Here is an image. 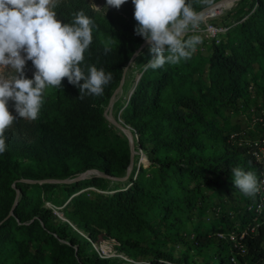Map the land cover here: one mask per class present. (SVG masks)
<instances>
[{
	"label": "rangeland",
	"instance_id": "374dc122",
	"mask_svg": "<svg viewBox=\"0 0 264 264\" xmlns=\"http://www.w3.org/2000/svg\"><path fill=\"white\" fill-rule=\"evenodd\" d=\"M216 1L188 0L198 12ZM67 2L59 0L57 7ZM83 2L91 10L96 44L120 68L115 71L119 80L115 86L110 81L101 96L85 94L83 99L70 82L45 89L39 117L32 122L65 142L61 159L39 164L20 158L16 169L0 156V226L6 227L0 234V264H53V256L59 264H95V254L107 264H206L218 252L230 256L231 250L219 247L221 240L238 244L245 232L264 222V0H238L203 19L197 33L187 34L203 40L191 59L147 70L152 54L150 44L136 34L133 0L120 8L108 6L107 0ZM57 7V19L72 23ZM248 28L256 34L246 35ZM109 38L113 43L106 52ZM216 50L235 64L233 73L218 61ZM80 66L85 75L91 66L108 72L90 50ZM35 72L27 60L24 75L33 79ZM0 74L15 73L0 68ZM142 79L147 95L185 115L184 129L194 120L203 143L191 147L202 158L192 169L162 167L165 158H178L180 152L167 146L153 152L155 127L148 125L152 133L142 143L127 120L136 113L132 98ZM186 101L190 109L182 106ZM151 117L147 113L143 119ZM172 128L164 121L158 130L172 138ZM105 156L114 173L106 170ZM227 162L233 166L221 174L215 166ZM237 167L256 175L260 190L254 197L235 187L232 169ZM206 175H219V185H208ZM127 192L136 202L134 222L118 212V194Z\"/></svg>",
	"mask_w": 264,
	"mask_h": 264
},
{
	"label": "clouds",
	"instance_id": "9594fccd",
	"mask_svg": "<svg viewBox=\"0 0 264 264\" xmlns=\"http://www.w3.org/2000/svg\"><path fill=\"white\" fill-rule=\"evenodd\" d=\"M58 2L0 0V68L15 73L0 74V154L7 149L5 132L17 119L9 111L10 100L15 101L20 118L35 121L44 102L45 89L59 88L65 77L79 88L81 99L85 94L101 96L112 80L111 72L96 66H91L85 75L80 65L93 40V21L81 10L72 23L62 22L54 10ZM125 3L126 0H107V5L115 8ZM133 3L138 22L136 34L149 42L152 54L145 64L146 70L191 59L203 40L199 34H187L198 32L203 23L201 12L188 0H133ZM201 3L208 4L210 0ZM112 43L110 38L106 41V52L111 50ZM27 60L36 69L33 79L24 75ZM232 176L235 187L246 196L254 197L259 192L253 172L237 167L232 169Z\"/></svg>",
	"mask_w": 264,
	"mask_h": 264
},
{
	"label": "trees",
	"instance_id": "16d2710c",
	"mask_svg": "<svg viewBox=\"0 0 264 264\" xmlns=\"http://www.w3.org/2000/svg\"><path fill=\"white\" fill-rule=\"evenodd\" d=\"M130 6L135 5L132 2L130 3ZM57 9L58 11L67 14L73 21L75 14L81 10L88 17L91 15L90 8L83 2V0H69V2L66 4L64 3V5L61 4L59 7H57ZM123 9L124 11H128L126 7H123ZM95 30L96 29L93 27L92 41L94 42L87 50L92 51L95 56L99 58L104 64V67L108 70V72L112 73L111 83L113 86H115L119 80V75H117L115 71H118L117 69L120 68L114 65V60L112 59L111 55L105 54L102 48L96 44ZM245 34L255 35L256 29L248 28L245 30ZM215 55L217 56L218 61L224 64L225 68L227 69V73L230 74L235 71V64L233 62L223 60L218 50L215 51ZM145 82L146 81L144 79L141 80V87L135 92V95L132 98L133 103L131 104V108L133 107L132 109L136 113L128 114L126 116L127 120L135 125L142 143H144L148 135L152 133L150 130H148V125L155 127V129H153V137L158 140L155 144V147L153 148V152L156 151V149L164 146L170 147L180 152V156L178 158H165L162 162V167L170 168L172 165H177L182 171L192 169V165H194L197 160L199 162L202 159L201 155L197 154L196 152H191V147H202L200 144L202 136L201 133L193 127L194 120H188V130L184 129L182 127V123L186 121L185 115L179 110L167 109L163 107L159 104L158 100L153 94L147 95L145 92ZM62 83H69V81L64 78ZM185 105H187L189 109L192 107L189 101L184 102L182 106L184 107ZM8 107L9 111L14 116H17V119L5 132L7 149L4 153L0 154V156H4L8 161L12 162V164L16 166V169L19 168L18 160L20 158L27 159L32 157L39 164L46 162L52 164L51 162L56 161L61 157L60 148L63 144H65V142L55 141L53 136L50 135V130L44 125H39L38 123L20 118L15 110V101H12L11 105ZM147 113L152 116L151 120L143 119ZM187 116L189 119H191L194 117V113L190 112L187 114ZM136 118H139L138 122H135ZM140 120L142 122H140ZM164 121H167L173 126L172 131L174 133L172 134V138H168L166 135H164L162 133V129L158 130V127L160 128ZM111 163V158L105 156L106 170L114 173L116 170L115 168H112ZM228 163L229 162L226 164ZM232 166L233 165L224 166V168L216 165L215 167H218L220 173L222 174L224 172L228 173ZM51 171L54 172L55 170L51 169ZM204 177L205 182L208 185L212 183L219 185V175L215 177L206 175ZM76 186L77 185L74 187ZM128 194L129 192L118 194V212L122 215L126 222H134L136 219V202L132 199L133 196H128ZM42 217H44L43 214ZM135 223L137 224L138 222L136 221ZM5 232L6 227L1 225L0 234ZM91 234L93 235V233ZM205 240L209 241L210 239L206 238ZM201 242L204 243V240ZM219 247H227L233 252L231 253L232 256L230 254V256L225 257L222 253L218 252L217 254H213V260L210 262L208 261L206 264H264V222L254 229V231L245 232L238 244L234 245V242H231L229 239H227L221 240ZM234 253L236 254L235 257H233ZM52 259L53 264H59L58 258L56 256H53ZM94 259L95 264H107L108 262L107 260L100 259L97 254H95ZM81 262L83 263V260H81ZM84 263L87 264L88 261L85 260ZM150 264L155 263L151 262Z\"/></svg>",
	"mask_w": 264,
	"mask_h": 264
},
{
	"label": "bare ground",
	"instance_id": "6f19581e",
	"mask_svg": "<svg viewBox=\"0 0 264 264\" xmlns=\"http://www.w3.org/2000/svg\"><path fill=\"white\" fill-rule=\"evenodd\" d=\"M237 1L238 0H218L216 2L211 3L210 5H208L207 7H205L203 10H201L199 12L202 13L203 19H207L208 17H213V16H216V15L222 13L225 9L233 7L236 4ZM109 118H111L110 115H109ZM125 131L127 133L129 132L128 130H125ZM144 154L145 153L142 152V158H144L143 157Z\"/></svg>",
	"mask_w": 264,
	"mask_h": 264
},
{
	"label": "water",
	"instance_id": "95a60500",
	"mask_svg": "<svg viewBox=\"0 0 264 264\" xmlns=\"http://www.w3.org/2000/svg\"><path fill=\"white\" fill-rule=\"evenodd\" d=\"M147 43H149V42H148L147 40H145V44H147ZM113 101H114V97L112 98V102H113ZM110 119H111V120H114L112 117H111ZM115 122L122 126V124H121L120 122H118V121H115ZM122 127H123V126H122ZM123 129H124V130H128V129H126L125 127H123ZM128 131H129V130H128ZM128 134H130V131L128 132ZM130 139H131V142H133V140H132L131 137H130ZM85 176H86V174H82V175H80L79 177L72 179L71 181H76L77 179L84 178Z\"/></svg>",
	"mask_w": 264,
	"mask_h": 264
},
{
	"label": "built area",
	"instance_id": "2783aa9c",
	"mask_svg": "<svg viewBox=\"0 0 264 264\" xmlns=\"http://www.w3.org/2000/svg\"><path fill=\"white\" fill-rule=\"evenodd\" d=\"M254 229H255V228H253V230H254ZM253 230H252V231H253ZM233 260H234V258H233Z\"/></svg>",
	"mask_w": 264,
	"mask_h": 264
}]
</instances>
